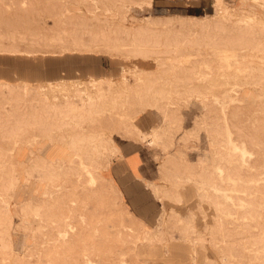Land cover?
<instances>
[{
  "label": "rangeland",
  "instance_id": "rangeland-1",
  "mask_svg": "<svg viewBox=\"0 0 264 264\" xmlns=\"http://www.w3.org/2000/svg\"><path fill=\"white\" fill-rule=\"evenodd\" d=\"M132 1L125 6L119 3L106 6L94 5L91 0H0V54H81L106 62L117 61L119 70L120 65L123 67L119 75L127 68L126 85H138L137 78L141 77L150 91H165L174 97V104L162 100L161 109L146 108L134 120L129 112L118 118L112 110L98 121L71 130L65 126L68 130L62 132L63 135L93 133L98 141L110 137L115 144V139L120 138L141 142L139 135L133 133L135 120L147 117L155 121L157 128L163 122L162 110L180 115L181 120L169 131L161 130L164 139H169L168 134L173 132L171 139L175 146L167 150L161 144L150 147L158 153L154 156L159 168L155 188L165 213L159 229L138 224L124 209L116 190L98 179V170L84 172L76 160L65 167L67 175L57 181L52 197L45 201H41L43 192H33L41 172H33L28 184L20 183L12 191L0 181L3 194L0 264H191L194 252L197 264H264V146L261 151L253 149L255 155L243 161L241 153L226 143L228 127L234 132L231 137L239 140L240 134L232 127L235 124L242 132L264 142V119L258 122L248 119L252 110L260 109L257 103L229 107V43L225 42L229 38V21L223 22V30H219L217 21L223 10L214 0H152L150 6L146 0ZM223 2L236 8L233 11L236 14L248 13L247 8L238 9L242 6L258 12L262 19L249 24L258 30L254 36H262L264 40L261 4L251 0ZM134 32L138 35L132 38L130 33ZM134 39L136 49L142 53L131 52L129 43ZM143 42H148L147 46ZM261 56L264 57V52L258 57ZM138 69L148 72L141 73ZM121 76L111 79L112 88L122 86ZM67 81L56 84L0 81L6 84L0 88V174L18 167L13 165L10 154L14 138L28 142L25 143L28 150L18 147L14 151L15 158L26 159V166L21 167L42 156L39 130L26 125L23 131H16L23 125L16 121L18 115L40 113L50 121L61 116L57 111L53 118L54 108L50 107L57 106L61 112L81 107V96L76 90L87 89L90 79ZM107 84L100 82L96 87L107 89ZM63 87L68 92L58 91ZM194 87H200L204 97L196 99L186 94ZM45 110L49 112L47 115ZM197 125L198 133L192 132ZM54 130L58 137L61 131L55 127ZM33 135L38 139L31 144L27 139ZM23 152L28 155L21 156ZM174 156L178 160L168 164L167 160ZM90 175L97 178L94 183L89 182ZM73 199L75 204L71 203ZM57 202L66 206L58 207ZM157 211L145 215L147 218L136 210L134 215L152 225ZM64 216H68L66 221L62 220ZM189 219L193 230L184 233L182 226ZM159 232L161 235L153 240L144 239L147 233L151 236ZM198 237L201 242L196 241Z\"/></svg>",
  "mask_w": 264,
  "mask_h": 264
},
{
  "label": "bare ground",
  "instance_id": "bare-ground-1",
  "mask_svg": "<svg viewBox=\"0 0 264 264\" xmlns=\"http://www.w3.org/2000/svg\"><path fill=\"white\" fill-rule=\"evenodd\" d=\"M91 1H92V4H94V5H97L99 3L100 4L103 3L102 5H106V6L115 5V3H119L120 6H125L128 3L131 4L130 0H101V1L91 0ZM251 1L259 3V4H261L262 7H264V0H251ZM151 2H152V0H146L145 1L147 6H150ZM214 2L216 3L217 7L220 6L221 10H223V12L220 13V17H218L219 21H217V25L220 26V27L218 26L219 30H223L221 28V26H223V22L229 21V38L225 39L226 44L229 43V107H232V106L233 107H239V106L243 105L244 102L257 103V107L259 106L258 108H260L261 110L260 109L252 110L248 116V119L252 120V121H256V122L261 121L262 119H264V110H263L264 109V60H263L264 57L263 56L258 57V56H259V54H262L264 52V40H263L262 36H258V35L254 36L255 33L258 34V30H254L252 27L253 25L249 24V23L253 24V23L258 22V21H256V20H258L257 18H259L258 12L251 11V8H248L245 6V2H241L242 3L241 5H244L245 7L242 6L241 8H238V9H242V8L249 9L250 11L247 10L248 11V13L246 12L247 14H236V13H234L233 11L236 12V8L234 9V8L229 7L228 5H226L223 2V0H214ZM160 4H162V3H160ZM172 5H174V4H172ZM157 6H159V5H157ZM167 16H169V15H167ZM155 17H157V16H155ZM232 17H235L236 19L233 20ZM259 19H262V18H259ZM148 23H150V22H148ZM227 26H228V24H227ZM206 32H210V31H206ZM137 35H138V33H135V32L133 34L130 33V36H132V38H135ZM114 41H116V38ZM216 42H218V41L214 40V43H216ZM142 44L144 46H147L148 42H143ZM129 45L132 47L131 52H133V51L137 52L136 50H138L139 53H142L138 47L136 49V45H138V44H136L135 39L132 40L129 43ZM116 47H118V46H116ZM64 49H66V48H64ZM252 59H254V61H252ZM258 59H260V61ZM126 69L123 70L124 74L122 73L123 75L121 74L122 76L120 75L121 77H119V80L121 78V80L123 82L122 86L120 85L119 87H116V89L112 88V86L110 85V83L112 81L111 79L108 80L107 78H101L100 77L99 79H92V78L90 79V82H89L90 86L89 87L92 89H89V87H87V89L82 88V90H76L77 92H79V93H77V95L79 94L78 96L79 97L81 96L80 100H79V102L82 101V103L80 102L82 104V105H80L81 107L72 108V109L66 110L64 112L57 110V106L50 107V108H54V109H52L53 118L55 117V114L57 111H58L59 115H61L60 118H56V119L48 121L46 118H44V115L42 116L40 113H37L36 116H34L31 113H28L27 116L26 115H18L19 118L16 119V121L18 123L23 124V125H21V126L19 125L15 130L18 132L23 131L24 127L26 125H29L32 128L38 129L40 132V135L42 136L41 139H43L42 141H39L41 144H43L42 147H44L46 144L52 145L49 148L52 151L49 154V152H47L48 151L47 150L43 156L36 157L30 165L25 167L26 166L25 165L26 159H24L23 157L15 158L14 151L18 147L28 150V148H26V144H25L28 142H26L25 140L19 139L18 137H17V139L14 138V140L12 142V148L10 149V154L12 155L11 161H12L13 165L14 166L17 165L18 167L12 168L11 172H5V173L0 174V181L4 182V187L8 191H12L17 186H19L20 183L28 184L29 182L27 180H30V177L32 176L33 172H41L42 176H40L38 181L36 180L37 182L34 184L33 192L37 193V194H40L43 192L42 194H44V195L41 197V198H43L41 201H45L46 199L52 197V195H53L52 189L55 188L57 181L59 179H61L62 177H64L65 175H67L65 172V167L68 165L70 166V165L77 162L78 166H80V168L83 169V171L87 172V173H90L91 171H93L96 168L98 170V172H97L98 179L105 181L113 189L116 190L115 185L113 183V180L104 174L109 167V163H110V160L112 158L111 156H114L116 153H118L116 147L113 145V140L110 137H105V138L101 137V138H99V141H98V138L93 133L90 135H82V134H78V133H70V134L68 133L66 135H63L62 132L64 130H66L67 127L69 128V130H71V129H75V128H81L83 123L98 121L101 119V117L105 116L104 114L106 112H109L112 110L116 111L115 115H117L118 118H123V116H126L127 112H129V114H132V116H133L132 118L134 120L135 117L139 113L145 111L146 108L161 109L162 105L160 103L162 100L169 101L168 105L174 104L173 103L174 100H172V99H174V97L170 93H167L165 91H157V90L155 92L150 91V89H151L150 86H147L145 79H142L141 77L137 78V84L138 85H136V86L134 85V87H131L130 84L126 85V82L128 81L127 79L129 78V77L128 78L125 77V72H127ZM138 70L141 73L148 72V71L142 70V69H138ZM256 71H257V73H256ZM258 71H259V73H258ZM243 72H245L246 75H243V77H242L241 73H243ZM139 75H141V74H139ZM133 78H134V76H133ZM197 78H199V77H197ZM147 80H148V78H147ZM105 81L108 83L107 89H102V88L96 87L98 83L105 82ZM132 81H134V80H132ZM20 83H22V82H20ZM205 83L206 82H204L202 84L204 85ZM76 84L82 85L83 83L82 82H76ZM115 84H116V82H115ZM3 87H6V84H0V88H3ZM59 90L61 92L62 91L68 92L67 87H63L61 89H58V91ZM51 91L55 92V90H51ZM72 91H73V89H72ZM186 94L188 96H191V97L194 96V97H196V99L204 97V93L200 90V87L189 88L186 91ZM97 102H100V103L98 104ZM137 106L140 107L139 110L138 109L136 110ZM165 106H167V104ZM47 107L48 106H44V109H47ZM41 113L43 114V112H41ZM47 113H49V112H46V110H45L46 115H47ZM162 116H163L162 125L151 130L150 132L144 133L143 131L137 129L136 127H134V131H136V134L139 135L141 141H147L148 144L151 146L161 144L162 148L164 150H167V149L175 146V143H173L172 139H171L173 137V132L171 131L168 134L169 139H164V138H162L163 133L161 132V130L162 131L166 130V132L169 131V129H171L173 127L172 125L174 123H177L181 120V117H180V115L176 114L174 111H172V110L169 111L167 109L162 110ZM233 116L235 119L238 118L237 114H234ZM110 117L112 118V116H110ZM160 121H161V119H160ZM65 126H67V127L65 128ZM54 127L57 128L59 131H61V133L58 137H56L55 133H53L55 131ZM232 127H233V129H235L236 133L240 134L239 135L240 141L238 139H234L231 137L232 133H234V132H232L230 127H228L226 129L227 134H228V138L226 140V143L228 145L230 143V145L233 147L234 150L239 151L241 153L243 161L246 160V157L251 158L255 155L253 152V149L257 148V149H259V151L263 150L261 147L264 146V142L260 141L259 138L255 139L254 136H252V135L250 136V134H247L246 132H242V130H240V128L238 127L237 124L233 125ZM198 130H199V127L197 125V127H194L192 129V132L198 133ZM239 130L242 133H240ZM205 134H207V133H205ZM37 137H38L37 135H33V137H31V139H27V141L30 140L29 143H31V144L37 143L36 142L38 139ZM247 137H249V138L251 137V140L249 141V138H248V141H247L246 140ZM55 142H58L61 145H59L57 147L55 145L56 144ZM250 146L252 148L251 150L248 149V147H250ZM62 147L64 149H66L65 152H64ZM94 151L96 153H94ZM27 153L25 154L23 152L21 156L28 155ZM98 153L100 155V157H97L99 160H97L95 157L86 158L87 154H89L90 156L91 155L93 156V154L96 155ZM103 154H105V156H102ZM83 157H85V158H83ZM222 159H224V158H221V160ZM171 160H178V159H176L175 157H170L167 160L168 164H169V162L174 163V161H171ZM201 162L204 163V161H201ZM22 165H25V166L21 167ZM218 169L222 170L219 166H218ZM21 170H22V172H21ZM21 176H23L24 179H21ZM96 179L97 178L90 175L89 182L94 183ZM24 181H27V182H24ZM145 184L147 186H150L154 193H157V189L155 188L156 186L154 183H152L150 181H145ZM186 188H187V186H186ZM116 192L118 193L117 190H116ZM118 195H119V193H118ZM0 197L3 198V194L1 191H0ZM33 197L35 198V196H33ZM121 201H122V199H121ZM160 201H161V199H160ZM71 203L75 204V199L71 200ZM57 205H58V207H65L66 206V204H64V202H57ZM123 205H125V203ZM162 205H163V203L161 201V208H162L161 213L158 216L155 224H152V225H148L145 222L139 220L127 208L126 205L124 206L125 207L124 209L129 214V216H131L133 219H135L137 221V223L140 224L141 226H143V227L146 226V227H150V228L155 227V228L159 229V226L161 225V221H163L164 214H165ZM181 218H183V216H181ZM67 219H68V216H64V218L62 220L66 221ZM190 230L191 231L193 230L192 219H189L182 226V231L184 233H187ZM200 230H202V229H200ZM59 234L62 235V233H59ZM159 234H160V232L158 234L155 233V234H152L150 236V234L147 233L146 237H144V239L153 240V239L157 238ZM65 235H66V232H64V236ZM192 239H194V238H192ZM196 241L201 242L202 239L200 237H198L196 239ZM191 242H193V241H191ZM262 247L264 249V240H263V246ZM176 253H178V251ZM168 254L171 255V251ZM196 255H197V253L194 252V254L192 255L191 264H197L198 263L197 259H196ZM223 260H226V258H223ZM148 261H151V260H148Z\"/></svg>",
  "mask_w": 264,
  "mask_h": 264
},
{
  "label": "crops",
  "instance_id": "crops-1",
  "mask_svg": "<svg viewBox=\"0 0 264 264\" xmlns=\"http://www.w3.org/2000/svg\"><path fill=\"white\" fill-rule=\"evenodd\" d=\"M116 63L120 64L117 61ZM116 63L106 62L100 57L81 54L65 56L0 54V81L8 83L55 84L67 80H78V78L89 80L101 77L113 80L120 76L119 74L123 69L120 65L119 70ZM134 124L137 129L144 130V133L155 129V121L144 116L140 120L139 118L135 120ZM133 133L136 135V131ZM115 140L117 143L115 144L113 141V145L118 153L111 156V164L106 170L107 176L113 180L120 199L123 201L122 203H125L133 214L136 210V213L139 212L143 216H149L151 211L157 209V221L162 210L161 201L159 196L152 191V188L145 184V181H150L156 186L159 168L154 156H157L158 153L150 149L153 146L144 144L147 141L140 142L131 138ZM55 143L57 147L61 145L58 142ZM51 146L45 145L40 148L39 150L42 151L41 155L43 156ZM94 153L96 152L94 151ZM89 156L87 154V158ZM102 156H105V154ZM92 157H100V155L99 153L93 154ZM145 218L147 217L145 216Z\"/></svg>",
  "mask_w": 264,
  "mask_h": 264
}]
</instances>
